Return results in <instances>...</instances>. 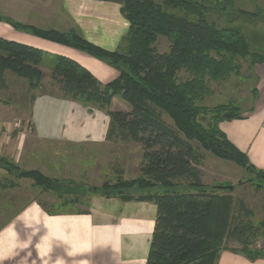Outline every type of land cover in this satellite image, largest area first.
<instances>
[{
    "label": "trees",
    "instance_id": "trees-1",
    "mask_svg": "<svg viewBox=\"0 0 264 264\" xmlns=\"http://www.w3.org/2000/svg\"><path fill=\"white\" fill-rule=\"evenodd\" d=\"M98 1L121 4L122 14L130 23L125 46L117 51L96 46L76 32L41 30L6 21L16 29L82 51L119 72L117 79L102 84L72 59L48 58L52 79L64 98L105 110L111 119L109 140L142 146L140 178L130 183L74 188L72 192L63 180L22 170L1 157L0 167L9 173L19 171L21 178L31 179L44 191L81 196L115 197L112 189L116 186L147 189L160 185L172 189L185 184L188 190L184 192L137 198L154 202L158 208L147 264H217L224 251L242 254L252 262L264 259V249H251L264 229V221L245 222L253 214L247 206L236 203L229 190L220 192L216 186H205L200 169L203 156L192 144L197 142L215 157L255 174L260 183L252 178L247 182L257 190L264 186V172L256 170L220 128L224 121L243 118L241 108L234 102L203 105L213 92L211 82H227L241 71L240 60L248 61L252 69L264 63V56L252 50L241 30L230 25L219 27L212 21V6L202 0ZM233 4L234 0H225L223 7L217 4L215 9L224 14ZM160 37L170 42L166 53L157 49ZM46 56L40 49L0 37V90H8L6 72L27 79L31 91L41 88L46 77L41 66ZM253 92L257 94V90ZM115 97L131 110L112 111ZM163 113L173 125L165 121ZM6 185L9 187L8 183L0 184L3 188ZM71 203H78V199ZM231 239L241 249L229 248L227 241Z\"/></svg>",
    "mask_w": 264,
    "mask_h": 264
},
{
    "label": "crops",
    "instance_id": "crops-1",
    "mask_svg": "<svg viewBox=\"0 0 264 264\" xmlns=\"http://www.w3.org/2000/svg\"><path fill=\"white\" fill-rule=\"evenodd\" d=\"M121 9L119 3L98 0H0V18L4 19L0 21V37L40 49L50 57L72 59L107 84L120 75L113 67L77 49L16 29L6 20L41 30L76 32L96 46L117 51L125 46L130 30ZM222 15L221 27L230 25L241 30L252 50L264 56V0H234L233 7ZM46 65L44 62L41 69L46 77L49 73L51 76L52 70ZM249 72L255 81L253 90H257L254 94L257 97L249 98L252 104L241 111L243 118L224 121L220 128L247 155L255 169L264 172V63ZM118 98L113 99L112 111L117 110L114 106ZM33 104L30 125L15 126L18 130L14 135H0L1 158L22 170L40 171L54 179L87 182L93 176L100 177V167L93 169V165L99 164L101 148L134 144L140 154L139 174L142 146L109 140L111 119L105 110L64 98L61 93L36 95ZM118 109L127 110L125 106ZM7 120H0V132L4 124H10L5 123ZM194 143L203 156L200 169L205 180L210 172L207 161L212 164L216 160L204 156ZM213 171L210 172L213 185L233 184L235 177L229 173ZM11 179V173L0 167V184L12 185ZM21 186L22 179L13 188L0 186V264H147L158 208L154 202L137 198L163 194L164 187L157 185L149 190L151 193L143 190L128 200L89 195L79 209L65 207L51 211L40 199L14 204L12 197L17 194L21 197L24 191ZM239 193L252 213V201L264 197L259 196V191L250 194L248 188ZM217 264H264V259L252 262L242 254L224 251Z\"/></svg>",
    "mask_w": 264,
    "mask_h": 264
},
{
    "label": "rangeland",
    "instance_id": "rangeland-1",
    "mask_svg": "<svg viewBox=\"0 0 264 264\" xmlns=\"http://www.w3.org/2000/svg\"><path fill=\"white\" fill-rule=\"evenodd\" d=\"M207 6H212L210 17L212 21L217 23L219 27L222 26L223 22L220 20L222 18V13H219V10H216L217 4L221 7L224 6L225 0H202ZM220 7V8H221ZM219 15V18L217 17ZM221 17V18H220ZM170 42L165 37H160L159 43L157 45V49L160 53H166L169 51ZM48 56H46L45 63H47V67H51V64L48 62L49 59H53V57H49L50 54L46 53ZM240 63L242 65L241 71L237 74H234L227 82H222L217 84V82H211L210 87L214 89L212 94L208 96L205 99V102L203 105H206L208 107H214L221 104H226L229 102H235L239 103L244 111L246 108L252 104L249 101V98H256L257 95H254L253 89L255 88V81L252 78V75L250 74V68H249V62L248 61H241ZM52 76V75H51ZM50 76V73L45 78L43 85L41 88L36 90H30L29 89V81L25 78H20L16 76L12 72H8L6 76V80L8 82V90H0V120L8 119L5 121V123L10 124H4V130L0 132V135L10 134L14 135L15 126H21L31 123L30 122V115H31V109H33V101L32 98L39 94L44 93H51V94H60L58 91V86L53 81L52 77ZM186 75L183 74L182 78L184 79ZM252 92V93H251ZM251 94V95H250ZM5 103L8 104V106H5ZM127 108V110H130V106L126 104L124 101H122L120 98L116 99L115 108L117 110L113 111H120L118 108L124 107ZM119 106V107H118ZM117 107V108H116ZM126 110V112H127ZM163 118L165 121L173 125L172 121L170 120L169 116L163 113ZM30 125V124H29ZM12 128L11 132L8 133V129ZM116 144V140H113ZM120 142L119 139L117 140V143ZM195 147L198 148V150H202L204 153V156H207V158H210L212 160H216L215 163H212L208 160L207 165L208 169L211 173H213V169H218L219 171H224V173H229L235 179L233 180V184H225V185H213L211 182L212 179H210L211 173L208 171L207 177L205 180L203 179V183L207 188H210V186H229L233 185L234 189L236 191H230L229 193L232 194V197L235 199L236 203H242L246 206L244 202V197L240 198V191L242 188H248L249 193L252 191H259V196H264V186L261 188L262 191L257 190L253 185H251L248 180L251 178L256 182L260 183V180L255 176V174L247 172V170L239 167L232 161L223 160L220 158L215 157L210 152L205 151L199 143L195 142ZM119 145V144H118ZM100 155L98 159V165H93V169L99 168L100 177L93 176V179H87V182L84 181H65L64 185L69 191H72L74 188H92V187H101L105 183H108L110 185H115L120 182H133L140 178V172L138 174L139 168H138V160L140 157L139 151L136 148L134 144L130 145H123L122 147H117L116 149H104L101 148L99 150ZM111 153V154H110ZM55 155H58L55 153ZM65 155V154H64ZM95 159V157L93 158ZM124 160V163H123ZM220 160V161H219ZM222 160V161H221ZM231 162V163H228ZM121 163V164H120ZM95 166V167H94ZM112 172H111V170ZM98 170V169H97ZM210 173V174H209ZM19 171L12 170L11 176L12 179L9 181L12 183V185H8L9 187L14 186L15 182L19 179H22V189L24 190L21 193V197L19 194L12 197V201L14 204L23 203L24 201H29L33 199H40L44 202L46 207L50 209L51 211H57L59 209L65 208V207H71L75 209H79V205L82 201L86 199L87 196L91 195L90 193L86 196H81L80 194L74 195L71 193H56V192H47L44 191L41 187L34 184V181L28 178H21ZM116 175L118 178H114L113 176ZM101 176H105L101 177ZM254 177V178H253ZM129 178V179H125ZM24 179L26 180V186L23 183ZM231 180V181H232ZM220 183V182H219ZM122 184V183H121ZM7 187V185H6ZM5 187V188H6ZM12 188V187H11ZM26 188V189H25ZM124 187H115L112 190L114 191L113 195H115L116 198H120V195L122 196H130L135 197L142 192L143 190H151V188L147 189H141L138 187H135L133 189H128ZM153 188V187H152ZM252 188V189H250ZM166 192H184L188 190V187L183 185H178L175 188L169 189L164 188ZM158 189H156L157 191ZM239 190V191H238ZM73 192V191H72ZM151 193V191H149ZM220 192H225L220 190ZM251 194V193H250ZM250 194L246 195L250 196ZM94 194H92L93 196ZM100 196V195H99ZM114 197V196H113ZM78 199V203H71L75 199ZM111 198V197H110ZM249 198V197H248ZM255 199V198H254ZM253 199V200H254ZM250 200V198H249ZM254 203V206L252 207L253 214L248 215L245 219V222H248L249 220H253V222H256L260 224L262 221H264V197L260 201V199L257 197L255 201H252ZM260 222V223H259ZM227 246L229 248L233 249H241V245L236 240H228ZM251 249L255 250H263L264 249V229L260 230L259 236L256 241L251 246Z\"/></svg>",
    "mask_w": 264,
    "mask_h": 264
},
{
    "label": "water",
    "instance_id": "water-1",
    "mask_svg": "<svg viewBox=\"0 0 264 264\" xmlns=\"http://www.w3.org/2000/svg\"><path fill=\"white\" fill-rule=\"evenodd\" d=\"M216 188L218 190H229V191H233L234 190L233 185L232 186L231 185H229V186H216Z\"/></svg>",
    "mask_w": 264,
    "mask_h": 264
}]
</instances>
